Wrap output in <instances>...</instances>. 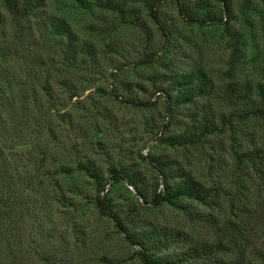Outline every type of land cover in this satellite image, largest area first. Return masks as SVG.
<instances>
[{"label": "rangeland", "instance_id": "obj_1", "mask_svg": "<svg viewBox=\"0 0 264 264\" xmlns=\"http://www.w3.org/2000/svg\"><path fill=\"white\" fill-rule=\"evenodd\" d=\"M181 1L199 19H214L186 20L179 0H151L158 23L142 1L130 4L124 19L103 0H44L25 20L6 16L0 148L8 170L0 173L8 181L0 177V194L10 214L0 219V264H143L139 246L95 209L98 186L78 170L86 160L120 216L131 211L134 226L219 244L231 219L247 236L244 259L264 246V115H233L255 106L264 112V0H228L227 15L219 0ZM67 33L75 52L67 50ZM235 46L239 63L231 72ZM194 67L208 73L210 95L176 105L173 80ZM230 84L234 95L251 87L249 101L238 103ZM33 92L36 100H22ZM204 114L216 128L211 134L193 145L162 141L198 134ZM158 157L209 191L208 200H183L184 210L155 207L125 181L110 182V168H130L151 191L157 180L151 159ZM253 159L263 173L252 168Z\"/></svg>", "mask_w": 264, "mask_h": 264}, {"label": "trees", "instance_id": "obj_2", "mask_svg": "<svg viewBox=\"0 0 264 264\" xmlns=\"http://www.w3.org/2000/svg\"><path fill=\"white\" fill-rule=\"evenodd\" d=\"M137 1L145 3L148 9V14L154 22L158 23V13L156 8H154V5H152L151 0H103L102 5L107 9L109 8L114 10L121 19H124V17L128 14L127 9L129 5L134 4ZM79 2L82 3V0H79ZM219 2L222 3L221 9L223 14L227 15L229 13L228 0H219ZM43 6L44 0H0V26L5 22L6 16L20 22L21 20H25L38 13ZM178 11L179 14H181L186 20L194 23H204L207 20L214 19L211 16H208L209 18L205 20L199 19L197 14L181 0L178 2ZM222 19L223 15L218 18L219 21H222ZM52 26L55 30L56 28L61 27H56L54 24H52ZM67 37L69 38L67 50L72 52V39H70L69 33H67ZM85 49L87 52L90 51L88 46H85ZM74 57L75 54L71 57L69 56L67 61H70V59H73ZM238 63V48L235 46L233 52L231 53L229 71L235 72ZM229 75L233 76L231 73ZM173 83L174 88L178 91L177 97L174 99V103L176 105L193 102L198 97L209 96L211 92V81L209 75L207 72L203 71L202 68L194 67L189 71H181L174 78ZM165 91L167 92L168 90L166 89ZM228 91L238 103H245L249 101L251 87L245 89L241 93L237 92L234 95L235 86L230 84ZM22 94V100L24 99L23 101H25V98L29 99V101L37 99L34 92L30 97H25V93ZM144 103L145 102H141L137 105H144ZM233 115L240 120H246L251 115L263 116L264 112L259 106H255L253 107V110H245L242 114L237 112ZM215 130L216 128L211 125L210 118L204 114L202 116V122L200 123L198 134L179 132L163 138L162 141L169 144L171 147L193 145L205 135L211 134ZM245 155L249 159L251 158V155ZM151 161L153 168L157 173V180L155 181L154 188L151 191H149L147 187L145 188L142 186L140 176L137 172L130 168H110V182L116 183L125 181L128 185H130V187H133L137 191L139 197L144 203L151 204L155 207L166 204L175 209L184 210L185 206L181 203L183 200H195L205 203L208 200V197L211 196L210 192L205 190L200 184L183 177L176 169L171 167L168 162L162 160V158H153ZM251 163L253 164L252 168H255V170L263 173V169L260 168V162H255L253 159ZM257 163H259V165ZM7 170L8 169L5 168L4 151L0 148V172H7ZM78 170L85 173L88 177H92L96 186H98V194L93 200V204L98 214L111 219L119 231L124 234V237L128 242L139 246V252L143 264H264V246L259 247L256 249V252L252 253L253 260L243 258V247L248 240L245 230L240 228L242 226L240 222L231 219L228 220L225 228V231L228 233L226 240L224 243L220 242L219 244H214L210 241L194 242L181 230L173 231L168 228L149 229L146 228V226H134L131 222L133 219L131 211L128 210L125 213V216H120V213L117 211V208L108 196L107 191L104 193L105 187L102 176L95 168H93L91 161L86 160L83 163H79ZM0 177L8 181L1 175V173ZM160 184H162L163 189L158 191ZM0 205H2L0 207L3 208L2 210L0 208V219H7L10 214L8 200L4 199L1 194ZM125 221H127V224ZM171 248H174L171 255L162 256L161 258L158 257L162 251L168 252ZM232 249L240 253L235 259L226 260L219 255L221 252L226 253Z\"/></svg>", "mask_w": 264, "mask_h": 264}, {"label": "built area", "instance_id": "obj_3", "mask_svg": "<svg viewBox=\"0 0 264 264\" xmlns=\"http://www.w3.org/2000/svg\"><path fill=\"white\" fill-rule=\"evenodd\" d=\"M163 189L162 184L159 185L158 191H161Z\"/></svg>", "mask_w": 264, "mask_h": 264}]
</instances>
